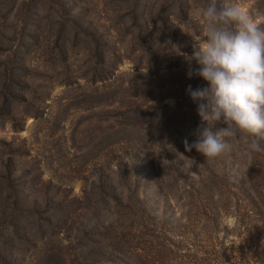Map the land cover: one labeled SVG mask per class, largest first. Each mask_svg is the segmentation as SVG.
<instances>
[{
	"label": "rangeland",
	"instance_id": "1",
	"mask_svg": "<svg viewBox=\"0 0 264 264\" xmlns=\"http://www.w3.org/2000/svg\"><path fill=\"white\" fill-rule=\"evenodd\" d=\"M208 2L0 0V264H264V152L241 156L245 136L212 160L183 144L201 125L186 88L206 82L176 52L202 42ZM221 2L264 25V0ZM60 23L80 31L63 54Z\"/></svg>",
	"mask_w": 264,
	"mask_h": 264
},
{
	"label": "clouds",
	"instance_id": "2",
	"mask_svg": "<svg viewBox=\"0 0 264 264\" xmlns=\"http://www.w3.org/2000/svg\"><path fill=\"white\" fill-rule=\"evenodd\" d=\"M199 15L204 29L202 42L192 45L191 54L179 49L176 52L189 65L193 61L197 65L187 75L206 82V86L186 88L197 106L201 125L193 132L194 143L183 141L185 151L195 148L212 160L231 151L232 142L245 136L247 142L241 156L262 153L264 25L257 23L247 10L221 0H209Z\"/></svg>",
	"mask_w": 264,
	"mask_h": 264
},
{
	"label": "trees",
	"instance_id": "3",
	"mask_svg": "<svg viewBox=\"0 0 264 264\" xmlns=\"http://www.w3.org/2000/svg\"><path fill=\"white\" fill-rule=\"evenodd\" d=\"M134 11H136V9H134ZM136 15L137 14H135L134 18H140V16H136ZM40 17H42V18H38V21H37L38 24H40L44 18H46V20H47L46 23H48V21L50 19L48 14H43ZM136 24H137V36H138V39L139 40L145 39L143 34L146 33V31L144 30L143 23H140V22L137 21ZM48 26L51 27L50 24H48ZM146 26L148 28V25H146ZM65 27H66L65 24L60 23V24H58V27L56 28V32H55V40H54V44H53L54 47L53 48L57 49V51L60 54H63V52H64L63 46L65 44L70 43V41H74V40L77 41L78 37L80 36V31L79 30H69V29H65ZM89 37H90V39H88L89 40V44L94 49L93 55L97 57L95 66H97V64H103L104 63V59H103L104 58L103 57V53L104 52H102V45L104 47L105 44H101V42L97 41L98 37L96 35H94V34H92V35L90 34ZM53 48H51V50L49 51L50 53L54 52ZM107 72H105L104 68H102V67H98V68L95 67V68H93L91 80L93 82H96L97 80L101 81V80H104V79H108L109 76H107ZM8 87H11L10 83L6 86L7 89H9ZM100 95L104 96V95H106V92H104L103 94H100ZM3 101H7V100L4 98ZM7 112H9V110H7ZM162 128H163V126H162ZM127 129H128V127L125 124L124 128H122L121 130H126L127 131ZM158 132H160V128L158 129ZM159 139H162V138H159ZM204 170L205 171L207 170V166L206 165H204ZM207 178L208 177L206 176V179ZM204 179H205V177H204ZM207 181H204V180L203 181H199L198 184H200L199 187L202 190H205V191L209 192L208 191L209 188L204 185L205 184L204 182H207ZM159 184H160V186H159ZM157 185H158V188H159V192H163L162 189H163L164 186H162L161 183H158ZM16 194H17V190L15 189V199H16V200H14L15 202H17V200H18L17 199L18 197L16 196ZM5 198L6 197H3L1 199V201H3V202H1L0 204L4 205L6 203V199ZM125 199H127V198H125ZM58 206H59V204H58ZM2 207L3 206H1V209H2ZM256 208L258 209L257 206H256ZM4 212H5V209H4ZM257 215H259L258 217H260L261 216V212L257 213ZM7 217L9 218V222L14 220L13 212H11L9 215L7 214ZM262 219L264 220V218H262ZM263 220H261V221L263 222ZM141 229H145V228H141ZM141 229H139V228H135L134 229L135 233L139 234V238H143L142 233L144 234V232H142ZM5 230H6V228H5ZM260 233L264 235V228L261 231H259V234ZM10 237H12V236L7 234V233H5V232H3V231H1V228H0V244H4V242H7V240H11L12 238L10 239ZM146 241L144 239H142V243L144 244V246L136 248V249H139V251H140L142 256L146 255V256H152V258H154L153 256H155L157 254V252H156V254H155V252H154V254H151L150 251H149V247L146 244ZM148 243H150V242H148ZM239 262H240V264H257L258 260H256V256H253V253L251 255H249V253L247 251H244V252H242V254H240ZM236 264H238V262H236Z\"/></svg>",
	"mask_w": 264,
	"mask_h": 264
}]
</instances>
